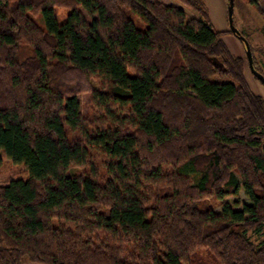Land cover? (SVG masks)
I'll return each mask as SVG.
<instances>
[{"label": "trees", "instance_id": "16d2710c", "mask_svg": "<svg viewBox=\"0 0 264 264\" xmlns=\"http://www.w3.org/2000/svg\"><path fill=\"white\" fill-rule=\"evenodd\" d=\"M176 1L0 0V264H264V97Z\"/></svg>", "mask_w": 264, "mask_h": 264}, {"label": "rangeland", "instance_id": "374dc122", "mask_svg": "<svg viewBox=\"0 0 264 264\" xmlns=\"http://www.w3.org/2000/svg\"><path fill=\"white\" fill-rule=\"evenodd\" d=\"M167 4H175L184 8L189 17L196 16V14L191 11L188 7L184 6L182 3L176 0H161ZM207 1V0H206ZM218 0L212 1V7H210V16L213 25L217 30L227 32L229 30L228 18H227V0L222 2V7L220 9L217 3ZM69 13L68 9L65 8H57V14L59 19L62 21L65 19L67 14ZM222 16V17H221ZM234 23L236 27L244 33V35L249 39L251 46H253V63L264 75V35L261 32V28L264 25V18L257 12L254 5L249 3L248 0H235L234 6ZM37 21L42 24V21L38 18ZM224 40L231 49V51L244 58L245 60V76L253 89V91L257 94H260L264 97V85L251 73L249 68V63L246 55V50L244 48L243 42L232 33H225ZM90 95L88 93L82 95L80 97L83 102V113L89 115L90 112L86 107L88 103ZM25 177V170L23 166L16 165L5 159L3 161V165L0 169V185L6 184L13 177ZM229 202H239L247 203L249 202L248 197L246 196L244 191H241L237 197L229 199ZM215 211L217 213L221 212V206L219 204L216 205ZM22 264H40L32 262L29 257L25 256L22 259Z\"/></svg>", "mask_w": 264, "mask_h": 264}, {"label": "water", "instance_id": "95a60500", "mask_svg": "<svg viewBox=\"0 0 264 264\" xmlns=\"http://www.w3.org/2000/svg\"><path fill=\"white\" fill-rule=\"evenodd\" d=\"M234 6H235V0H227V12H228L227 18H228L229 30L233 33V35L237 36L243 42L246 50L250 71L260 82L264 84V75L254 67L252 51L249 41L244 35L241 34L240 30L236 27L234 23V17H233Z\"/></svg>", "mask_w": 264, "mask_h": 264}, {"label": "crops", "instance_id": "0c3cea01", "mask_svg": "<svg viewBox=\"0 0 264 264\" xmlns=\"http://www.w3.org/2000/svg\"><path fill=\"white\" fill-rule=\"evenodd\" d=\"M212 1H213V0H207L206 2H208V4L212 7V6H213V5H212V4H213ZM223 1H224V0H218V2H217V3L219 4V6H220V7H218V8L220 9L221 12H222L221 7H222V2H223ZM209 8H210V7H209ZM227 13H228V12H227ZM221 17H222V16H221Z\"/></svg>", "mask_w": 264, "mask_h": 264}]
</instances>
